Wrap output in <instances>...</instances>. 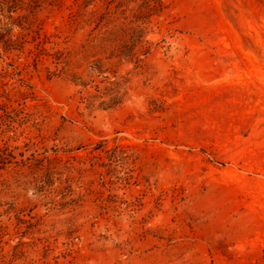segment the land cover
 Masks as SVG:
<instances>
[{"label":"rangeland","instance_id":"rangeland-1","mask_svg":"<svg viewBox=\"0 0 264 264\" xmlns=\"http://www.w3.org/2000/svg\"><path fill=\"white\" fill-rule=\"evenodd\" d=\"M162 2L0 0V264H264V0Z\"/></svg>","mask_w":264,"mask_h":264},{"label":"trees","instance_id":"trees-1","mask_svg":"<svg viewBox=\"0 0 264 264\" xmlns=\"http://www.w3.org/2000/svg\"><path fill=\"white\" fill-rule=\"evenodd\" d=\"M162 9V0H142V4L137 8L139 12L137 19L142 20V24H147L150 18L159 14ZM146 53L147 51L145 50L144 54Z\"/></svg>","mask_w":264,"mask_h":264}]
</instances>
